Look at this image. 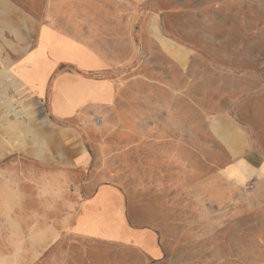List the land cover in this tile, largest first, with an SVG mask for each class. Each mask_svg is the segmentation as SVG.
I'll use <instances>...</instances> for the list:
<instances>
[{"label":"rangeland","instance_id":"obj_1","mask_svg":"<svg viewBox=\"0 0 264 264\" xmlns=\"http://www.w3.org/2000/svg\"><path fill=\"white\" fill-rule=\"evenodd\" d=\"M105 14L88 22L115 51L118 66L105 76L135 96L130 106L128 93L116 101L112 131L82 133L93 179L123 189L130 219L156 229L168 250L157 264H264V196L225 180V149L208 127L227 114L264 154V0H120L106 2ZM61 259L49 253L36 264ZM129 262L145 264L116 248V264Z\"/></svg>","mask_w":264,"mask_h":264},{"label":"crops","instance_id":"obj_2","mask_svg":"<svg viewBox=\"0 0 264 264\" xmlns=\"http://www.w3.org/2000/svg\"><path fill=\"white\" fill-rule=\"evenodd\" d=\"M92 1L96 16L88 0H0V264H36L49 253L62 264H116V248L145 264L168 257L156 229L130 219L124 190L96 183L90 170L94 152L82 133L112 131L116 101L128 93L130 106L135 96L105 76L118 66L115 51L88 23L105 20L106 2L120 0ZM109 15L115 21L116 9ZM170 44L183 59L184 47ZM208 127L225 149V180L264 196L256 143L227 114L211 116Z\"/></svg>","mask_w":264,"mask_h":264}]
</instances>
